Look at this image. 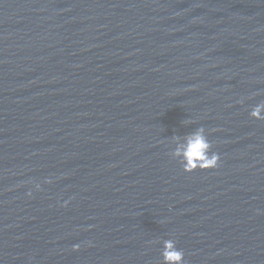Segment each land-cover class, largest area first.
I'll list each match as a JSON object with an SVG mask.
<instances>
[{
	"label": "water",
	"instance_id": "95a60500",
	"mask_svg": "<svg viewBox=\"0 0 264 264\" xmlns=\"http://www.w3.org/2000/svg\"><path fill=\"white\" fill-rule=\"evenodd\" d=\"M198 129L219 160L186 172ZM165 241L264 264V0H0V264Z\"/></svg>",
	"mask_w": 264,
	"mask_h": 264
},
{
	"label": "clouds",
	"instance_id": "9594fccd",
	"mask_svg": "<svg viewBox=\"0 0 264 264\" xmlns=\"http://www.w3.org/2000/svg\"><path fill=\"white\" fill-rule=\"evenodd\" d=\"M253 115L259 118V108L255 109ZM210 143L202 134V129L190 134L185 143L176 154L183 162V170L186 172L194 171L196 168L211 169L216 168L219 156L216 152L209 154ZM50 182V181H45ZM39 188V184L36 185ZM78 247L77 245L73 246ZM165 264H184V253L177 249L172 241H165L164 252L162 253Z\"/></svg>",
	"mask_w": 264,
	"mask_h": 264
}]
</instances>
